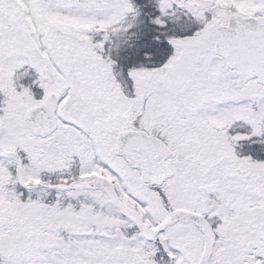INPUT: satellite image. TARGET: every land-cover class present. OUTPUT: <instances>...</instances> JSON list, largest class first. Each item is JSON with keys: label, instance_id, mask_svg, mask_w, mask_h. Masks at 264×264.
Here are the masks:
<instances>
[{"label": "snow or ice", "instance_id": "6c2138e0", "mask_svg": "<svg viewBox=\"0 0 264 264\" xmlns=\"http://www.w3.org/2000/svg\"><path fill=\"white\" fill-rule=\"evenodd\" d=\"M0 264H264V0H0Z\"/></svg>", "mask_w": 264, "mask_h": 264}]
</instances>
